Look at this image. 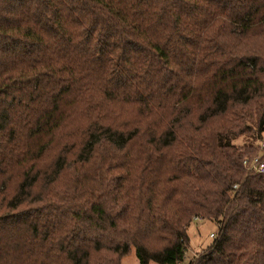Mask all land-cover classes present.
Wrapping results in <instances>:
<instances>
[{"label": "trees", "instance_id": "16d2710c", "mask_svg": "<svg viewBox=\"0 0 264 264\" xmlns=\"http://www.w3.org/2000/svg\"><path fill=\"white\" fill-rule=\"evenodd\" d=\"M263 133L264 0H0V264H264Z\"/></svg>", "mask_w": 264, "mask_h": 264}, {"label": "rangeland", "instance_id": "374dc122", "mask_svg": "<svg viewBox=\"0 0 264 264\" xmlns=\"http://www.w3.org/2000/svg\"><path fill=\"white\" fill-rule=\"evenodd\" d=\"M252 140L250 134L240 136L237 139V143H249ZM256 150L258 155L262 156L264 153V133L262 138L259 140V145ZM218 224L215 221L207 219H192L187 227L188 235V247L185 251L184 258L178 264H188L189 261L196 255L200 254L203 249L211 244L213 237L211 234H217ZM121 264H139L138 258L132 248L131 252L123 256ZM149 264H154L150 262Z\"/></svg>", "mask_w": 264, "mask_h": 264}, {"label": "built area", "instance_id": "2783aa9c", "mask_svg": "<svg viewBox=\"0 0 264 264\" xmlns=\"http://www.w3.org/2000/svg\"><path fill=\"white\" fill-rule=\"evenodd\" d=\"M243 165L249 170L257 173H263L264 172V161L261 159L260 155H257L250 158H244L243 159ZM193 219H200L199 217L195 216ZM211 237H215V234H211Z\"/></svg>", "mask_w": 264, "mask_h": 264}]
</instances>
